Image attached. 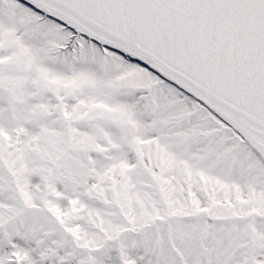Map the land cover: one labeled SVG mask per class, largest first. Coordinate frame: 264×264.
Instances as JSON below:
<instances>
[{
	"label": "snow or ice",
	"instance_id": "1",
	"mask_svg": "<svg viewBox=\"0 0 264 264\" xmlns=\"http://www.w3.org/2000/svg\"><path fill=\"white\" fill-rule=\"evenodd\" d=\"M0 264H264V0H0Z\"/></svg>",
	"mask_w": 264,
	"mask_h": 264
}]
</instances>
